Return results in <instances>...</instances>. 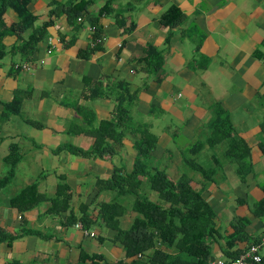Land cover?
Wrapping results in <instances>:
<instances>
[{
  "label": "crops",
  "instance_id": "obj_1",
  "mask_svg": "<svg viewBox=\"0 0 264 264\" xmlns=\"http://www.w3.org/2000/svg\"><path fill=\"white\" fill-rule=\"evenodd\" d=\"M53 1L65 0H30L27 6L35 22L22 32L23 38L48 23L31 53V69L12 67L23 60L20 52L13 51L21 38L15 33L3 38L8 52L0 59V113L16 91L22 95L19 112L0 123V179L10 169L14 172L0 187V230L5 233L0 238V264L141 260L140 255H126L117 239L119 229L105 222L101 207L115 203L118 226L128 229L141 216L134 207L138 195L155 202L161 199L144 177L138 193L121 194L99 182L110 179L116 168L123 175L133 169L134 140L139 136L134 129L145 126L156 138L149 166L155 165L174 181L189 175L215 213L214 231L204 240L206 255L200 249L198 254L182 252L183 257H175L180 248L172 245L166 248L171 259L157 264L234 258L258 241L264 232V0H88L77 16L73 10H56ZM105 6L108 11L102 12ZM170 6L185 13L186 19L173 26L163 24L161 15ZM116 16L124 19L123 26ZM4 19L10 25L18 23L19 16L7 7ZM131 24L134 27L129 29ZM91 25L103 34L96 47ZM49 36L59 41L46 54ZM149 46L163 52V65L155 73L135 61ZM39 59L45 62L40 64ZM92 79L104 80L107 86L126 81L135 94L125 103L129 120L123 137L119 143L106 138L114 147L111 156L56 151L63 144L91 149L93 130L113 116V98L83 96ZM217 105L228 113L233 136L248 146L249 170L242 177L226 156L229 140L208 142ZM13 148L12 165L6 157ZM185 159L215 172L204 178ZM31 184L47 198L30 208L12 205L11 197ZM58 196H66L65 206L52 210ZM240 221L247 236L229 243ZM76 222L88 232L76 227Z\"/></svg>",
  "mask_w": 264,
  "mask_h": 264
},
{
  "label": "trees",
  "instance_id": "obj_2",
  "mask_svg": "<svg viewBox=\"0 0 264 264\" xmlns=\"http://www.w3.org/2000/svg\"><path fill=\"white\" fill-rule=\"evenodd\" d=\"M29 1L0 0V59L8 52L5 50L3 44V38L6 35L15 33L21 38V43L15 46L13 51L20 52L23 59H30L36 43L44 37L48 23L35 27L27 39L21 36L22 32L32 27L35 22V16L27 7ZM88 2V0H65L53 1V4H55L56 10L58 7L66 12L73 10L75 16H77L82 14ZM7 7L13 8L18 13V23L6 24L4 14ZM108 7L105 6L101 11H108ZM117 16V23L123 26L124 19ZM185 19V13L175 6H170L160 18L161 22L168 26L179 24ZM132 27H134L133 24L129 26V29ZM102 38L103 34L101 30L96 27L94 39L99 40L96 41L95 47L100 43ZM257 55L262 57V54L258 51ZM135 61L145 64L144 69L146 71L155 73L163 65V52L156 47L149 46L146 54ZM21 95L20 91H16L13 100L3 104V111L0 113V123L5 121L10 114L19 112ZM83 96L86 98L95 96L113 98L115 100L113 116L111 119L100 121L99 125L93 130L95 142L91 149L88 150L71 144H63L57 147L56 151L67 149L74 154L85 157L111 156L114 152V147L106 138L111 137L118 143L122 139L124 134L123 128L129 120V109L125 103L129 100H134L135 94L130 90L126 81H118L115 86H107L104 80L92 79L87 82ZM211 129L212 136L208 139L209 144L214 145L224 139H228L229 143L225 151L226 156L236 163L237 172L242 177L249 170V161L247 159L249 149L243 139L233 136V126L228 113L219 105L215 107V118L211 123ZM134 131H138L139 136L134 140L137 155L133 169L123 175L120 174L121 170L116 168L110 179L101 180L99 183L101 185H109L114 189L116 188L121 194L138 193V188L144 182L142 181V177H144L147 180L145 182L148 184V187L157 192L158 198L162 202H155L145 194L138 195L134 207L141 216L137 217L128 229L119 228L117 219L114 217L117 206L115 203H107L101 207L102 218L107 224L119 229L117 239L124 244L127 256H142L141 260H134L130 264H144V262L151 264L164 263L172 257L166 251V248H170L172 245L179 246L180 248L179 253L177 252V256L175 257H183L182 252L192 254L195 251L198 254L200 249H203L202 251L204 252L202 254L206 255L205 249L208 247L204 246L206 245L204 240L208 234L214 231L213 219L215 213L207 200L202 196V188H194L192 178L185 173L174 181L168 177L165 171L159 170L155 165L149 166L148 161L151 157V151L155 148L156 138L150 132L148 126L140 130L139 128L134 129ZM201 145L202 142H198L196 147L200 148ZM14 148L6 157V161L11 162L12 165L16 159ZM214 159L219 163L216 156ZM185 161L199 171L204 178H210L215 172L214 169L205 168L194 160L185 159ZM13 173V170L10 169L0 179V187L12 178ZM65 197L60 198L58 196L51 209L58 210L65 206ZM46 198V195L37 192L35 184H31L25 186L18 194L12 196L10 201L18 209H25L39 204ZM89 221V218L85 219V222L89 223ZM4 234L0 230V238L5 236ZM7 236L10 239L15 235ZM230 236L229 243L234 241V239L246 238L244 222L240 221L235 225L234 233ZM100 264L128 263L119 259L114 263L103 262ZM197 264L201 263L197 262Z\"/></svg>",
  "mask_w": 264,
  "mask_h": 264
},
{
  "label": "built area",
  "instance_id": "obj_3",
  "mask_svg": "<svg viewBox=\"0 0 264 264\" xmlns=\"http://www.w3.org/2000/svg\"><path fill=\"white\" fill-rule=\"evenodd\" d=\"M77 19L82 20V16H78ZM91 31H96V25H91ZM47 41L46 54H51L53 50L56 48V43L59 39H56L52 36H49ZM97 40H93V44L96 43ZM38 62L40 64L44 63V59H39ZM33 60L24 59L21 61H17L13 63L14 69H24L29 70L33 66ZM76 227L83 229V224L81 222H76ZM86 233L87 229H83ZM264 263V232L258 241L250 243L245 249H243L236 257L234 258H210L206 261L205 264H263Z\"/></svg>",
  "mask_w": 264,
  "mask_h": 264
},
{
  "label": "rangeland",
  "instance_id": "obj_4",
  "mask_svg": "<svg viewBox=\"0 0 264 264\" xmlns=\"http://www.w3.org/2000/svg\"><path fill=\"white\" fill-rule=\"evenodd\" d=\"M218 150H219V149H216V153H217V155L219 156V155H221V154H220V153H218ZM159 200H160V199H159ZM161 202H162V201H161Z\"/></svg>",
  "mask_w": 264,
  "mask_h": 264
},
{
  "label": "clouds",
  "instance_id": "obj_5",
  "mask_svg": "<svg viewBox=\"0 0 264 264\" xmlns=\"http://www.w3.org/2000/svg\"><path fill=\"white\" fill-rule=\"evenodd\" d=\"M24 60V59H23ZM13 65V64H12ZM13 67V66H12Z\"/></svg>",
  "mask_w": 264,
  "mask_h": 264
}]
</instances>
